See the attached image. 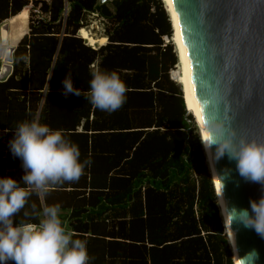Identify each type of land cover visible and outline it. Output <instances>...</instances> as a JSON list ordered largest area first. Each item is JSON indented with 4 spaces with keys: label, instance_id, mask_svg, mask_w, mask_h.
I'll use <instances>...</instances> for the list:
<instances>
[{
    "label": "trees",
    "instance_id": "obj_1",
    "mask_svg": "<svg viewBox=\"0 0 264 264\" xmlns=\"http://www.w3.org/2000/svg\"><path fill=\"white\" fill-rule=\"evenodd\" d=\"M163 6L160 0H0V26L28 10L27 32L0 79V176L23 175L7 145L12 128L39 111L42 123L63 129L81 159L91 161L77 181L52 187L43 199L72 209L69 228L77 238L98 240L86 236L84 216L119 210L122 224L140 230V261L234 264L194 116L170 79L177 57L165 41L172 30ZM90 16L102 20L107 39L96 48L78 34ZM98 68L117 72L127 88L125 103L111 114L83 99ZM68 72L82 96L62 95ZM33 204L42 208L35 194L14 220H25Z\"/></svg>",
    "mask_w": 264,
    "mask_h": 264
},
{
    "label": "clouds",
    "instance_id": "obj_2",
    "mask_svg": "<svg viewBox=\"0 0 264 264\" xmlns=\"http://www.w3.org/2000/svg\"><path fill=\"white\" fill-rule=\"evenodd\" d=\"M90 76L88 94L83 99L94 109L111 114L125 103L127 88L117 72L98 68ZM61 84L65 97L82 96L79 88L73 87L71 72L66 73ZM12 132L7 146L10 154L19 159L23 175L19 180L0 176V264H90L87 240L66 230L58 203L45 204L38 212L33 204L31 214L23 213L25 220L15 221L14 217L33 194L43 201L52 187L77 181L91 161L81 159L78 145L63 129L42 123L39 111L18 122ZM201 143L206 153L211 144L217 145L211 159L218 160L227 152L229 159L235 161L238 174L261 184L264 191V143L241 139L234 144L230 139L214 136ZM220 201L223 222L227 220L230 231L236 222L264 238V195L249 201L251 214L248 209L228 208ZM31 218L38 222H31ZM231 245L234 247L233 233ZM236 259L238 264H254L258 253L252 249Z\"/></svg>",
    "mask_w": 264,
    "mask_h": 264
},
{
    "label": "water",
    "instance_id": "obj_3",
    "mask_svg": "<svg viewBox=\"0 0 264 264\" xmlns=\"http://www.w3.org/2000/svg\"><path fill=\"white\" fill-rule=\"evenodd\" d=\"M174 4L207 139L264 143V0H174ZM7 49L6 60L11 63L14 45ZM3 50L0 47V53ZM209 147L214 157L217 145ZM213 163L225 206L251 214L249 201L264 195L261 184L242 178L227 152ZM230 227L237 257L255 249L254 264H264V238L236 222Z\"/></svg>",
    "mask_w": 264,
    "mask_h": 264
},
{
    "label": "crops",
    "instance_id": "obj_4",
    "mask_svg": "<svg viewBox=\"0 0 264 264\" xmlns=\"http://www.w3.org/2000/svg\"><path fill=\"white\" fill-rule=\"evenodd\" d=\"M21 12L18 13L13 18L6 20L5 22L10 21V23L13 24L18 19L24 20L26 22L28 10L23 9ZM21 15L23 17H21ZM83 29L84 28H80L78 34L81 38H83L86 41V43L89 46L96 48V46L104 45L107 42L106 37L103 35V30L102 33L99 34L100 36L98 38H94L91 35H89L86 29L84 30ZM23 34H25V32ZM9 36H10V32L8 31V40H9ZM17 42L11 45H14L15 47ZM96 42H98L97 45H95ZM0 47L2 46L0 45ZM2 68H3V63H2ZM2 68L0 69V74L4 73L3 72L4 70H2ZM39 201L41 207L44 206V201H41L40 198ZM50 202L53 203L54 200L51 199ZM58 202H60L59 205H61L62 200L59 199ZM71 211H72L71 208L61 207L60 218L66 230H70L69 217ZM91 212L92 211H88V213ZM116 213L118 215H116ZM99 214L100 215L98 216L95 215V216L83 217V222L87 223L88 225V232L86 236L92 235L93 237L96 236L98 238V240L96 239H95L96 241L94 240L95 241L94 243L87 242V250L91 258L90 264H150L149 260H147V262L140 261V255H139L140 230L138 229L137 226L129 225V223L125 225L122 224L121 223L122 217L120 215L119 210L116 211V210L108 209L107 211L100 212ZM77 218H79V216H77ZM107 219H110L111 222H108ZM119 220L120 223H118ZM87 225L85 226V228H87ZM222 235L226 238L224 232ZM87 241H91V240H87ZM227 243L229 244L228 240ZM143 256L146 259V255H144V253ZM231 259H232V252H231ZM200 264H208V263L202 262Z\"/></svg>",
    "mask_w": 264,
    "mask_h": 264
},
{
    "label": "bare ground",
    "instance_id": "obj_5",
    "mask_svg": "<svg viewBox=\"0 0 264 264\" xmlns=\"http://www.w3.org/2000/svg\"><path fill=\"white\" fill-rule=\"evenodd\" d=\"M162 1L164 3V6L166 7V10H167L170 22H171L172 40L174 41V45L176 48L178 67H179V70L181 73L182 83H180V84L183 85L182 90H184L183 96L185 97V99H183V100H184V103H186L185 105H186L187 109L190 111L191 114H193L192 116H194V120L196 122V125L198 126L199 131L201 133L200 134L201 140H207L205 128L203 125L202 117H201L199 106L197 103V98H196V94H195V90H194V85H193V81H192V77H191V72H190V68H189V64H188V59H187V55H186V51H185V46H184V42H183V38H182V33H181L180 25H179V20H178L176 8H175L174 0H162ZM21 17H23V16L21 15ZM23 22L25 23L24 20L18 19V20H16V22H14L12 24V29H11L10 36H9V39L11 40L10 41L11 44L17 42L20 39V37L22 36V34L24 33L23 32L24 29L22 26L19 27V26H14V25H23L24 24ZM0 45L4 48V50L0 53V58L2 59L1 61L3 62V68H4L5 65L8 66V64H7L8 60H6V59H8V57H9V51L7 49L8 31L3 27L0 28ZM179 70L173 71L176 76L179 75ZM203 150H204V154L206 157V163L208 165V169L212 175L214 190H215L216 196H217L218 208H219L220 215L222 218V224L224 226L225 233H226V236L228 238L230 248L232 249L231 251H232V254L234 256L235 263L238 264V261L236 259L237 254H236L235 247H233V245H231L232 236H231V233H230V230L228 227V222H227V220H225L223 222V216L221 214V208H220L219 204L221 203L220 199H222V197L220 195L221 192H220V188H219V184H218V180H217V176H216V171H215L213 159H211V157H210V156H212L211 151H210V147L208 148L207 153L205 152L204 146H203ZM233 263H234V261H233Z\"/></svg>",
    "mask_w": 264,
    "mask_h": 264
},
{
    "label": "rangeland",
    "instance_id": "obj_6",
    "mask_svg": "<svg viewBox=\"0 0 264 264\" xmlns=\"http://www.w3.org/2000/svg\"><path fill=\"white\" fill-rule=\"evenodd\" d=\"M161 1V3H162V5H164V3H163V1L162 0H160ZM163 7H165V6H163ZM165 10H166V7H165ZM165 12H167V10L165 11ZM168 14V13H167ZM168 20L170 21V19H169V16H168ZM24 23V22H23ZM170 24H171V22H170ZM14 26H19V27H23V29H24V32L26 33V31H27V29H28V12H27V19H26V22L23 24V25H14ZM5 28L7 31H9V32H11V29H12V24L10 23V21H7V22H5V23H3L1 26H0V28ZM87 29V31H88V33H89V35H91L92 37H94V38H98L100 35L99 34H101L102 33V28H103V26H102V20L100 19V18H97V16H90V18H89V21H88V24H87V27H86ZM171 30H172V28H171ZM11 40L9 39L8 40V44H10L11 45V43H9ZM165 41L167 42V41H170L171 42V44L173 45V48H174V51H175V53H176V55H177V52H176V48H175V45H174V41L172 40V34H171V37H169V38H165ZM97 43L98 42H96V44L95 45H97ZM0 60H2L1 58H0ZM2 62V61H1ZM3 63V62H2ZM8 65H10L11 63L10 62H8L7 63ZM8 66H5L4 68H7ZM175 70H179V67H178V59H177V63H176V65L174 66V68L170 71V77L172 76V78H174V80L176 81V83H178V85L180 86V88L182 89L183 88V85H181L180 83H182V81H181V73H180V70H179V75L178 76H176L175 74H174V72L173 71H175ZM4 76V74H1L0 75V79L2 78ZM182 92L184 91V90H181ZM184 94H182V97L185 99V97L183 96ZM186 102V101H185ZM194 119V118H193ZM195 121V120H194ZM195 124H196V122H195ZM198 132H199V128H198ZM202 148H203V144H202ZM203 153H204V150H203ZM204 156H205V154H204ZM205 160H206V157H205ZM206 165H207V163H206ZM208 166V165H207ZM216 193V192H215ZM216 195V194H215ZM216 202H217V196H216ZM217 205H218V203H217ZM219 213H220V211H219ZM221 216V215H220ZM222 219V218H221ZM224 227V226H223ZM223 230H224V228H223ZM224 235L226 236V233L224 232ZM227 237V236H226ZM227 240H228V238H227ZM229 242V241H228ZM232 250V249H231ZM232 259H233V261H234V264H236L235 263V260H234V256H233V254H232Z\"/></svg>",
    "mask_w": 264,
    "mask_h": 264
}]
</instances>
